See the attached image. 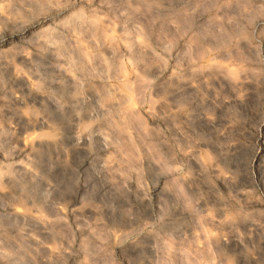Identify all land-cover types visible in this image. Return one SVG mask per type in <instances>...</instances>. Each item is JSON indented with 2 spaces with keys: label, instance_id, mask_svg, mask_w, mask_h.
Instances as JSON below:
<instances>
[{
  "label": "rangeland",
  "instance_id": "374dc122",
  "mask_svg": "<svg viewBox=\"0 0 264 264\" xmlns=\"http://www.w3.org/2000/svg\"><path fill=\"white\" fill-rule=\"evenodd\" d=\"M0 264H264V0H0Z\"/></svg>",
  "mask_w": 264,
  "mask_h": 264
}]
</instances>
